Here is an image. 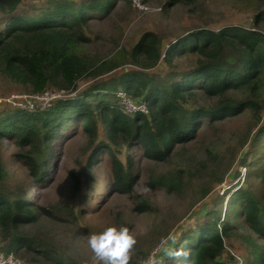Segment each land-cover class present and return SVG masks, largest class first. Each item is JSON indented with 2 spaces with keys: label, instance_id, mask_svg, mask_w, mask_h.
Instances as JSON below:
<instances>
[{
  "label": "trees",
  "instance_id": "trees-1",
  "mask_svg": "<svg viewBox=\"0 0 264 264\" xmlns=\"http://www.w3.org/2000/svg\"><path fill=\"white\" fill-rule=\"evenodd\" d=\"M115 1L74 3L48 0L40 12L19 13L22 0H0L6 14L4 26L0 28V73L6 78L35 93L48 90L50 86L72 89L85 77L97 78L115 72V76L97 80L83 89L77 97H63V101L58 100L43 110L18 108L0 112V148L3 142L12 141L27 151L21 159L35 181L32 189L39 186L37 183L47 180L51 167L47 159L35 157L40 148L42 150L47 143L51 146L71 125L77 127L81 124V129L88 135H95L98 131L97 116L101 117L111 143L123 141L130 147L138 146L146 158L155 161L169 160L178 146L186 151L192 143L212 145V140L207 141L208 135L217 136L223 123L230 119L247 116L250 126L252 119L257 125L262 118V31L239 24L219 29L202 28L171 41L165 49L162 37L157 32L147 31L131 49L120 47L110 56L99 59L87 51L92 39L86 30L91 23L108 18L115 9ZM183 1L167 0L163 6L168 10L171 6L178 7ZM233 5L239 12L258 9L254 16L257 25L264 19V11L259 10V0H233ZM184 56L194 57V66L185 71L172 70L164 80L153 72L140 71L154 69L161 60L175 68V61ZM121 89L129 96L144 100L149 113H125L116 96ZM90 98L97 101L91 102ZM199 99L209 100V106L196 104ZM256 141L260 147L254 151V156L258 157L248 162L246 152L242 156L243 161L249 163L245 177L247 183L229 196L224 216L217 209H212L210 220L181 230L172 247L181 254L173 258L166 256L165 264H178L179 260L184 264H225L222 260L226 252L225 237L231 236L232 216L264 241V124L257 129ZM105 149L112 161L113 187L117 191L131 193L137 176L126 177V167L109 144L100 142L89 156V167L98 161L100 152ZM206 150L212 156V162L223 154L212 152L210 148ZM20 155L21 152L16 153V156ZM201 165L204 177L213 176L215 181L222 182L206 160ZM177 173H183V170ZM3 174L0 154V178ZM184 183L180 175L176 180L159 177L150 181L153 188L159 184L169 191L181 188ZM194 190L199 191L201 198L210 192L204 179ZM25 195H15L12 199L0 195V235L10 240L4 254H13L16 258L20 257L15 252L38 254L52 259L55 264H75L74 261L57 258L40 243L21 235L24 227L39 219L35 203L26 200ZM38 209L44 215L58 217L48 207L39 206ZM135 209L143 212L151 210V207L142 200L137 202ZM247 247L249 259L246 264H264V246L251 242ZM234 262L243 264L237 258ZM129 264H134L131 258Z\"/></svg>",
  "mask_w": 264,
  "mask_h": 264
},
{
  "label": "rangeland",
  "instance_id": "rangeland-1",
  "mask_svg": "<svg viewBox=\"0 0 264 264\" xmlns=\"http://www.w3.org/2000/svg\"><path fill=\"white\" fill-rule=\"evenodd\" d=\"M46 1L48 0H22L18 12H40ZM66 1L81 3L90 0ZM138 1L144 8L136 6L135 0H116L115 9L108 18L91 23L86 30L92 39L87 46L90 54L103 59L120 47L129 50L147 31L157 32L162 37L164 49L171 41L202 28L219 29L229 24H239L257 28L264 33V19L258 25L254 22L258 9L236 11L233 0H184L178 7L171 6L168 10L163 6L167 0ZM259 10L264 11V0H259ZM5 17L4 9L0 6V28L4 26ZM194 62V57L184 56L175 61V68H170L161 60L154 69L140 71L147 74L153 72L164 80L172 70H188L194 66ZM127 67L134 68L132 65ZM112 76H115L114 71L97 78L85 77L72 89L55 86L47 89L54 93L61 92L58 89L64 90V99L69 96L77 97L79 92L97 80ZM31 92L0 73V112L23 108L18 104L21 98L18 96L34 97L36 95L33 94L41 93ZM64 99H52L47 107ZM89 100L97 101L92 98ZM195 103L206 107L210 104L206 99H199ZM38 110H43L41 102L32 111ZM261 117L257 125L252 119L250 126L247 116L232 121L230 119L223 123L217 136L208 135L207 141L212 140V145L205 142L192 143L186 151L178 146L169 160L155 161L146 158L138 146L130 147L123 141L119 144L111 143L101 117L97 116L98 131L95 135H88L81 129V124L77 127L71 125L51 146L47 143L42 150L40 148L41 151L35 157L47 159L51 162V167L47 180L37 183L39 186L34 189L32 186L35 181L21 159L27 151L19 148L15 142H3L0 154L4 174L0 178V195L12 199L15 195L26 194L25 199L35 203L39 219L31 226L24 227L21 235L40 243L57 258L74 261L75 264H99L88 247V237L107 226L116 225L127 226L135 236L136 243L130 250V258L134 264H145L150 254L157 256L161 259V264H165V250L174 246L181 230L210 220L209 212L212 209H217L223 217L229 196L247 183L245 177L248 162L253 157H258L254 156V151L260 147L255 142V136L257 129L264 124V110ZM102 141L111 146L115 156L126 167V177L137 176L131 193L117 191L113 187L112 161L106 149L100 152L98 161L89 167V156ZM206 148L223 154L212 162V156H209ZM18 152H21L20 157L16 156ZM245 152L249 160L247 163L242 158ZM203 160L213 167L222 182L215 181L213 176H203ZM179 170H183V173H177ZM178 175L185 183L173 191L159 184L154 188L150 185L153 179L158 180L160 177L176 180ZM203 179L208 182L210 192L201 198L199 191L194 188L199 187ZM255 184L258 185V182ZM142 200L149 203L151 210L140 212L135 209L137 202ZM39 206L50 208L58 217L44 215L39 211ZM231 220V236L225 237L226 252L222 260L225 264H233L236 258H240L239 261L246 264L249 259L247 245L252 242L264 246V241L243 226L242 222H238L236 217L232 216ZM9 241L0 235V255L6 252ZM15 253L23 264H55L52 259L38 254ZM178 264L184 262L179 260Z\"/></svg>",
  "mask_w": 264,
  "mask_h": 264
},
{
  "label": "clouds",
  "instance_id": "clouds-1",
  "mask_svg": "<svg viewBox=\"0 0 264 264\" xmlns=\"http://www.w3.org/2000/svg\"><path fill=\"white\" fill-rule=\"evenodd\" d=\"M135 243V236L130 233L127 226L116 225L91 233L87 240L88 247L99 264H129L130 250ZM180 254L179 250L172 248L165 250V255L169 258ZM145 264H161V259L150 254Z\"/></svg>",
  "mask_w": 264,
  "mask_h": 264
},
{
  "label": "built area",
  "instance_id": "built-area-1",
  "mask_svg": "<svg viewBox=\"0 0 264 264\" xmlns=\"http://www.w3.org/2000/svg\"><path fill=\"white\" fill-rule=\"evenodd\" d=\"M135 5L139 8H144L142 3L140 1L135 0ZM36 95L34 97H28L29 95H23L18 96L21 97L20 100H18V104L23 107L24 109L28 110H36L37 106L41 102L43 104V109L46 108V106L49 104V102L52 99L55 98H63L64 97V90H61V92L54 93L50 90H45ZM117 98L120 100L122 109L125 113L133 114L135 112H141L144 114L149 113V107L147 103L142 99H134V97L129 96L123 89L118 90L116 92ZM17 98V97H15ZM28 99V100H25ZM36 99V100H35ZM31 101V103H30ZM240 260V258H239ZM0 264H23V261L20 258H16L13 254H1L0 255ZM233 264H239L238 262H234Z\"/></svg>",
  "mask_w": 264,
  "mask_h": 264
}]
</instances>
